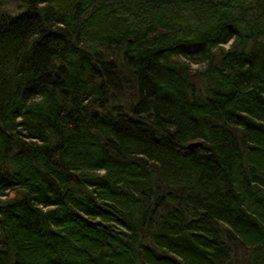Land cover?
<instances>
[{"label":"trees","instance_id":"1","mask_svg":"<svg viewBox=\"0 0 264 264\" xmlns=\"http://www.w3.org/2000/svg\"><path fill=\"white\" fill-rule=\"evenodd\" d=\"M0 264H264V0H0Z\"/></svg>","mask_w":264,"mask_h":264},{"label":"rangeland","instance_id":"2","mask_svg":"<svg viewBox=\"0 0 264 264\" xmlns=\"http://www.w3.org/2000/svg\"><path fill=\"white\" fill-rule=\"evenodd\" d=\"M20 9H22V7L18 6L17 4H13V5H10V8L8 9V12L11 15H17L18 13H20Z\"/></svg>","mask_w":264,"mask_h":264},{"label":"bare ground","instance_id":"3","mask_svg":"<svg viewBox=\"0 0 264 264\" xmlns=\"http://www.w3.org/2000/svg\"><path fill=\"white\" fill-rule=\"evenodd\" d=\"M192 145H194V147H191ZM201 146H203V142H201V141L189 145L190 148H198Z\"/></svg>","mask_w":264,"mask_h":264},{"label":"water","instance_id":"4","mask_svg":"<svg viewBox=\"0 0 264 264\" xmlns=\"http://www.w3.org/2000/svg\"><path fill=\"white\" fill-rule=\"evenodd\" d=\"M191 147H194V145H192Z\"/></svg>","mask_w":264,"mask_h":264}]
</instances>
